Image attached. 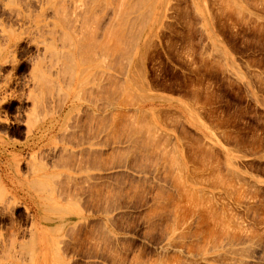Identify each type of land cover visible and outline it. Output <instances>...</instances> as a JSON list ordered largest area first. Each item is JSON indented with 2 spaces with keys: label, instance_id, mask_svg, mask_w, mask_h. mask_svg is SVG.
I'll return each mask as SVG.
<instances>
[{
  "label": "rangeland",
  "instance_id": "374dc122",
  "mask_svg": "<svg viewBox=\"0 0 264 264\" xmlns=\"http://www.w3.org/2000/svg\"><path fill=\"white\" fill-rule=\"evenodd\" d=\"M0 264H264V0H0Z\"/></svg>",
  "mask_w": 264,
  "mask_h": 264
},
{
  "label": "bare ground",
  "instance_id": "6f19581e",
  "mask_svg": "<svg viewBox=\"0 0 264 264\" xmlns=\"http://www.w3.org/2000/svg\"><path fill=\"white\" fill-rule=\"evenodd\" d=\"M55 1H56V0H55ZM123 1H125V0H123ZM108 2H109V1H108ZM119 2L122 3L121 1H119ZM53 3H54V2H53ZM104 3H105V2H104ZM116 3H117V2H116ZM60 4H61V3H60ZM105 4H106V3H105ZM92 5H93V4H92ZM108 5H109V3H107V6H108ZM110 5H111V4H110ZM93 6H94V5H93ZM123 6H124V5H123ZM58 7H60V6H58ZM97 7H98V6H97ZM105 7H106V6H105ZM121 7H122V6H121ZM102 8H103V7H102ZM122 8H123V7H122ZM125 8H126V7H125ZM58 9H59V8H58ZM101 10H102V9H101ZM117 10H118V9H117ZM124 10H125V9H124ZM121 12H122V11H121ZM89 13H90V12H89ZM118 13H119V11H118ZM96 14H97V13H96ZM123 14H124V13H123ZM93 16H94V15H93ZM64 19H65V18H64ZM64 19H63V20H64ZM88 19H89V17H88ZM91 19H92V18H91ZM93 19H95V18L93 17ZM92 22H93V21H92ZM95 22H96V21H95ZM91 24H92V23H91ZM92 25H93V24H92ZM121 25H122V24H121ZM89 27H90V26H89ZM65 29H66V28H65ZM88 29H89V28H88ZM85 31H86V30H85ZM87 31H88V30H87ZM89 31H90V30H89ZM86 33H87V32H86ZM91 33H93V32H91ZM66 35H67V34H66ZM92 35H93V34H92ZM94 35H95V34H94ZM67 36H68V35H67ZM67 36H66V37H67ZM83 36H84V35H83ZM62 37H63V36H62ZM93 37H94V36H93ZM64 38H65V36H64ZM122 38H123V37H122ZM68 39H69V38H68ZM68 39H67V40H68ZM91 39H92V38H91ZM75 40H76V39H75ZM68 41H70V39H69ZM91 41H92V40H91ZM83 42H84V41H83ZM89 42H90V41H89ZM92 42H93V41H92ZM94 42H95V41H94ZM98 42H99V41H98ZM98 42H97V44H98ZM90 43H91V42H90ZM95 43H96V42H95ZM70 44H73V43L70 42ZM76 44H77V43H76ZM97 44H96V45H97ZM94 45H95V44H94ZM98 45H99V44H98ZM101 45H102V44H101ZM113 45H114V44H113ZM78 46H79V45H78ZM80 46H81V45H80ZM106 46H107V45H106ZM119 46H120V45H119ZM92 47H94V46H92ZM89 48H90V47H89ZM109 48H110V47H109ZM114 48H115V47H114ZM78 49H79V48H78ZM93 49H94V48H93ZM93 49H92V50H93ZM85 50H86V48H85ZM90 50H91V49H90ZM90 50H89V51H90ZM95 50H96V48H95ZM97 50H98V49H97ZM104 50H105V49H104ZM77 51L79 52L80 50H77ZM77 51H76V52H77ZM86 51H87V50H86ZM114 51H115V50H114ZM93 52H94V51H93ZM99 52H101V51H99ZM107 52H110V50H108ZM107 52H106V53H107ZM74 53H75V52H74ZM86 53H87V52H86ZM81 54H82V53H81ZM81 54H80V56H81ZM97 54H98V53H97ZM103 54H104V53H103ZM107 54H108V53H107ZM85 55H86V54H85ZM94 55H95V54H94ZM78 56H79V55H78ZM80 56H79V57H80ZM69 57H70V56H69ZM89 57L91 58V56H89ZM112 57H113V56H112ZM81 58H82V57H81ZM87 59H88V58H87ZM87 59H86V60H87ZM95 59H96V58H95ZM109 59H110V58H109ZM63 60H64V59H63ZM87 62H88V61H87ZM96 62H97V61H96ZM109 62H110V61H109ZM81 63H82V62H81ZM63 64H64V63H63ZM72 64H73V63H72ZM110 65H111V64H110ZM66 69H67V68H66ZM68 69H69V67H68ZM68 69H67V70H68ZM65 71H66V70H65ZM68 71H69V70H68ZM70 72H71V71H70ZM68 74H70V73H68ZM66 75H67V74H66ZM72 79H73V78H72ZM72 79H71V80H72ZM86 81H87V80H86ZM94 82H95V81H94ZM123 87H124V86H123Z\"/></svg>",
  "mask_w": 264,
  "mask_h": 264
}]
</instances>
